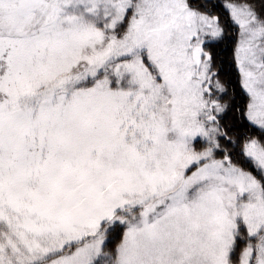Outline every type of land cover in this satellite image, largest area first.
I'll return each mask as SVG.
<instances>
[{"label": "snow or ice", "instance_id": "snow-or-ice-1", "mask_svg": "<svg viewBox=\"0 0 264 264\" xmlns=\"http://www.w3.org/2000/svg\"><path fill=\"white\" fill-rule=\"evenodd\" d=\"M0 264H264V0H0Z\"/></svg>", "mask_w": 264, "mask_h": 264}]
</instances>
